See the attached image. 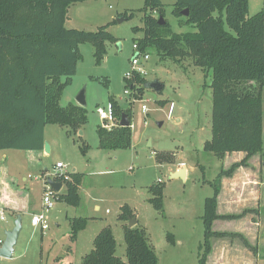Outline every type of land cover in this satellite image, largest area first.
<instances>
[{
	"label": "rangeland",
	"instance_id": "obj_1",
	"mask_svg": "<svg viewBox=\"0 0 264 264\" xmlns=\"http://www.w3.org/2000/svg\"><path fill=\"white\" fill-rule=\"evenodd\" d=\"M144 1L86 0L69 6L66 27L95 31L107 24L106 30L115 38L114 41L104 42L105 53L99 63L93 55L92 44L80 43L78 51L81 58L76 73L62 90L59 103L65 106L68 103L77 104L75 98L84 88L87 121L80 129L81 134L79 130L76 134H69L68 127L47 124L44 128V143L48 144L49 152H45L44 148L33 151L9 149L5 152L11 154V159L8 157L4 162L0 160V173L6 169L8 175L13 177L10 180L13 188L21 193L25 191L34 202L33 208L39 210L43 182L41 175H37L44 168L47 169L45 176L52 175L58 171L55 170V164L60 161L64 166L61 172L70 173L74 168L84 174L80 191L82 202L79 208H75L55 199L53 206L46 212L49 228L43 232L32 227L30 215L24 214L12 257H0V264H80L81 255L88 253L90 248L87 247H91V243H88L89 234L102 223L110 224L115 239V255L125 261L122 227L129 220L125 222L118 219L119 207L124 204L134 209L138 223L146 229L149 243L154 244L159 257L158 264L196 263L203 241L200 219L203 202L213 193L209 181L216 177L221 168L227 170L244 156H237L238 161L231 162V156L225 160V156L217 158L212 152L204 151V142L211 139V72L195 67L191 58L175 61L159 56L153 47L146 49L150 57L144 65L145 81L158 80L163 84V89L155 92L143 84L141 99L133 98L131 91L129 95L124 93L127 88L125 74L130 70V59L134 54L132 45L143 37V31H134L133 28L143 27L144 12L141 9ZM161 2L171 31H194L192 26L182 25L179 18L172 14L175 0ZM263 2L253 0L249 15L259 11V8L253 9ZM131 12L133 15L128 19L119 16ZM118 17L123 20L117 22ZM110 97L132 113L131 146L127 149L98 147L96 129L102 123L97 109H107ZM160 101L164 104L161 105ZM143 104L146 106L145 111L141 110ZM83 143L88 146L85 153L81 151ZM157 154L170 156L171 161H158ZM258 156L264 158V151ZM180 162L189 167L185 180L170 177L171 169ZM250 162L249 158L247 164L237 167L231 176L221 178V186L224 178L231 182L243 181L241 189L246 191L247 199L236 201L237 205L230 209L223 206L219 208L236 214L250 210L243 215L244 220L242 217L239 218L242 221L231 220L236 221L233 225L246 229V234H250L252 239L259 235L263 241L259 246L260 263L264 264V184H260L264 182V173L262 168L257 170L256 160ZM182 165L179 164L180 167ZM192 166L195 169H191ZM21 176H25L26 186ZM157 183L163 185L162 210H156L149 202V187ZM244 185L248 188H243ZM232 191L235 192L234 189ZM257 195L260 196V206L256 203ZM3 201L0 199L1 207L8 203V208L12 203L7 198ZM95 204L99 206L97 211L93 209ZM3 210L5 220L0 218L1 240L5 239V231L13 228L11 213L5 208ZM78 215L87 218L89 223L75 243L70 240V224L66 217ZM251 215L258 219L257 225L254 219L252 222L249 219ZM168 233L173 234L174 243L169 242ZM224 240L226 243L242 244L238 238L226 237ZM67 247L70 249L67 250Z\"/></svg>",
	"mask_w": 264,
	"mask_h": 264
},
{
	"label": "trees",
	"instance_id": "obj_2",
	"mask_svg": "<svg viewBox=\"0 0 264 264\" xmlns=\"http://www.w3.org/2000/svg\"><path fill=\"white\" fill-rule=\"evenodd\" d=\"M83 1L86 0H0V151L42 150L47 124L68 127L69 134H76L86 123L85 107L75 103L60 105L62 90L76 73L81 58L80 43L92 44L99 63L105 53L104 42L115 38L106 30L107 24L95 31L66 27L69 6ZM248 1L175 0L172 14L182 25L194 28V31L175 33L164 17L161 0H145L141 9L143 27L133 28L143 31L137 42L140 50L153 47L159 56L175 61L191 58L195 67L211 72V139L204 142L203 149L217 158L226 153H244L240 161L227 170L221 168L209 181L213 193L203 202L200 216L203 241L195 264H206L215 238H238L255 252L243 234L213 229L216 219H239L250 212H217L221 178L231 176L237 167L264 151V9L249 15ZM186 9L188 14L184 16L182 11ZM132 15L131 12L119 16L128 19ZM160 16L164 20L162 24L158 21ZM145 83V78L137 74L126 79V87L131 88V95L137 99H141ZM109 103L115 122L110 128L97 126L98 147L127 149L131 146V110L122 108L111 97ZM122 113L127 115L130 125H119ZM87 149L83 143L81 151L85 153ZM156 157L158 161H171L165 154ZM45 174L42 172V176ZM83 176L81 172L55 174L53 177L65 186L64 192L57 193V200L78 206ZM149 188V202L156 210H162L163 185L157 183ZM132 218L136 217L131 207L122 205L118 219L127 222ZM69 224L73 242L85 228L87 218H69ZM167 237L174 243L173 234L168 233ZM123 239L125 261L115 255L111 226H104L80 264H157L146 229L137 220L132 227L123 225Z\"/></svg>",
	"mask_w": 264,
	"mask_h": 264
},
{
	"label": "crops",
	"instance_id": "obj_3",
	"mask_svg": "<svg viewBox=\"0 0 264 264\" xmlns=\"http://www.w3.org/2000/svg\"><path fill=\"white\" fill-rule=\"evenodd\" d=\"M252 1L253 0L248 1V12L249 13L251 12L250 5H251ZM256 8H259V9L263 8L264 9V2L262 5L261 4L257 5L253 10H257ZM66 22H67V17H66ZM263 110H264V101H263ZM7 150H9V149H5V150L0 151V160H2L3 162L6 161L7 159H9L8 157H10V159H11V154L8 152H5ZM10 150H12V149H10ZM14 150H16V149H14ZM258 155L259 154L252 156L250 158V160H251V162L253 160H256L258 162L257 170L262 168V172L264 173V158L261 159L260 156H258ZM230 156H231V158L233 157V159H231V162H235V161H238L239 157L244 156V153L243 152L226 153L225 160H227ZM237 156H239V157H237ZM57 162H60V161H57ZM260 163H261V165H260ZM179 164H183L182 167L186 168V177H185V179H186L188 176L189 167L187 165H185L184 162H182V163L180 162ZM179 164H176L174 169H171L170 175L172 173H174L177 169L182 168L179 166ZM190 168L195 169L194 166H192ZM251 169H253V168H251ZM45 171H47L46 168H44L43 170H40L37 176H40V175L42 176V172L44 173ZM254 171H256L255 168H254ZM72 172H78V171H75V169L73 168ZM41 176H40V178H41ZM11 178H13V177L8 175V171L6 169H4V172L0 173V199H1V201H3V199L7 198L10 203L12 202L8 208H6V205L8 203H6V205L4 203V205H2V208H5L8 212L11 213V216H12L13 222H14V220L18 214L21 216V220H22V216L24 214L30 215L32 213L39 211V210H35L33 208L34 202L30 198V196L25 193V191L23 193H21L20 191H17L16 189L13 188L12 184L10 183ZM21 179L23 182H25V180H26L25 176H21ZM226 179L227 178L222 179V188H221L220 194L218 196L217 212L219 214H236V213H232L230 210H224V209H221L219 207L223 206L226 209H228V208L230 209V207L237 205L236 201H239V200L241 201V199H247L246 198L247 194H246V191H242V189H241L243 181L231 182L230 180H226ZM256 181L257 180H254L253 182H256ZM81 183H82V181H81ZM260 184L262 185V184H264V182H260ZM81 185L79 187L80 203L78 206H73L75 208H79L81 205V202H82L81 193H80L81 188H82ZM256 185L260 186L258 184H256ZM25 186H26V182H25ZM243 188L247 189L248 187H246L244 185ZM232 189H234L235 192H233ZM239 189H240V191H239ZM64 190H65V186H64V184H62L59 192H64ZM240 193H242V194H240ZM239 195H240V198L238 197ZM234 199H235V201H234ZM259 199H260V196L257 195L256 203H258L260 206L261 203H260ZM3 202H5V200ZM232 203H234V205ZM40 204H41V202H40ZM68 206H70V205H68ZM120 207H119V209H120ZM252 208H254V207H252ZM93 209L97 211V210H99V206L97 204H95L93 206ZM131 209L133 210L135 217H136V220L138 221L137 215H136L134 209L132 207H131ZM107 211L108 210H106V212ZM237 213H239V212H237ZM74 217H83V216H81V215L71 216V217L67 216L66 220L69 222V218H74ZM252 217H253V215L249 216V219L251 220V222L254 219ZM90 218H93V217H90ZM200 219H201V217H200ZM244 219L245 218L242 217V220H244ZM239 220L242 221L241 219H239ZM253 221H254V224H256V225L259 222L258 219H254ZM235 222H236L235 220L233 221V220L216 219L213 222V229L217 230V231L239 232V233L243 234L248 239L249 243L255 247V252H252L249 248L245 247L242 244L233 243L231 241L226 243V242H224V241H226V240H224L225 238L223 240L222 239H214L213 244H212V251L208 255L206 264H261L260 263V257H259V246H261V243L263 244V241H261V238L259 237V235L258 236L256 235L254 237V239H252L250 234L249 235L246 234V232H247L246 229H242V228H239V227L233 225ZM88 223H89V221H87V224ZM106 225L110 226V224H105V223H102L101 225H97L95 227V230H93L89 234L88 243H91V247H87V248H90V249H88L89 251L93 248V240H94L95 236ZM13 226H14V224H13ZM85 229L86 228L79 231L76 240L73 242H75V243L78 242V240L80 239V236H79L80 232H84ZM122 229H123V227H122ZM2 241L3 240L0 239V244L2 243ZM150 244L152 245V247L154 248V251L156 253L154 244H152L151 242H150ZM66 249L69 250L70 248L67 247ZM84 255H81L80 260H81L82 256H84ZM78 262L80 263V261H78ZM158 262H159V257L157 256V264H158Z\"/></svg>",
	"mask_w": 264,
	"mask_h": 264
},
{
	"label": "built area",
	"instance_id": "obj_4",
	"mask_svg": "<svg viewBox=\"0 0 264 264\" xmlns=\"http://www.w3.org/2000/svg\"><path fill=\"white\" fill-rule=\"evenodd\" d=\"M132 48L134 50V54L130 59V70L126 72L125 78L130 80L134 77L135 74L139 76H145L146 70L144 68L145 63L149 60V53L146 51H142L139 49L138 44L134 43L132 45ZM131 91V88L127 87L124 90V93L126 95H129ZM141 110L145 111L146 106L143 104L141 106ZM97 113L99 116V119L101 120V125L110 128L114 124V118L111 111V105L108 104L107 109L98 108ZM131 126V125H130ZM63 164L61 162H57L55 164V171L51 176H54L55 174L60 175H66L67 172H61V169L63 168ZM46 176H41V180L43 182V192H42V198H41V204L39 211L30 214V224L31 226L35 228H39L42 232L47 230L49 228V219L47 217L46 212L53 206L54 200L57 199V191H55L52 187H50L46 181ZM0 218L2 220H5L4 216V210L0 206Z\"/></svg>",
	"mask_w": 264,
	"mask_h": 264
},
{
	"label": "water",
	"instance_id": "obj_5",
	"mask_svg": "<svg viewBox=\"0 0 264 264\" xmlns=\"http://www.w3.org/2000/svg\"><path fill=\"white\" fill-rule=\"evenodd\" d=\"M182 14L184 16H186L188 14L187 9L182 11ZM123 20V18H117L116 21L117 22H121ZM158 21L159 24L164 23L163 17L160 16L158 17ZM145 87L151 88L152 90H154L155 92H161L163 89V84L161 82H159L158 80H154L151 82H146L145 83ZM76 102L78 105L80 106H85L86 105V101L84 98V88L78 93V95L76 96ZM161 123H159L160 125ZM119 125L120 126H128L130 125L129 120L127 118V115L125 113H122V117L119 121ZM79 133L81 134V130H79ZM43 148L45 152H49V146L47 143H43ZM171 178H181L183 180H185L186 177V168L182 167L177 169L174 173H172L170 175ZM46 183L52 187L55 191H60L61 186H62V182L56 180L53 176L51 175H47L45 178ZM136 223V218H132L128 221L127 226L128 227H132L134 226V224ZM14 226L11 230H7L5 231V239L2 241L1 245H0V257H4V258H11L13 251H14V246L16 245L17 239H18V235L20 233L21 230V216L18 214L13 222Z\"/></svg>",
	"mask_w": 264,
	"mask_h": 264
}]
</instances>
